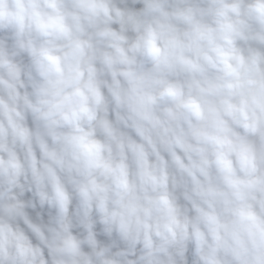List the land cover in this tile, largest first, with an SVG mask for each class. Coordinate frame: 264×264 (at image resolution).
<instances>
[{
  "label": "clouds",
  "instance_id": "1",
  "mask_svg": "<svg viewBox=\"0 0 264 264\" xmlns=\"http://www.w3.org/2000/svg\"><path fill=\"white\" fill-rule=\"evenodd\" d=\"M0 264H264V0H0Z\"/></svg>",
  "mask_w": 264,
  "mask_h": 264
}]
</instances>
